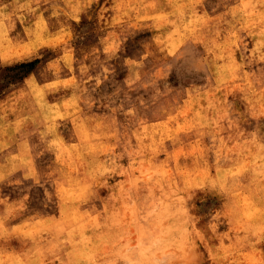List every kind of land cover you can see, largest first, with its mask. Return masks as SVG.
<instances>
[{"label": "rangeland", "instance_id": "1", "mask_svg": "<svg viewBox=\"0 0 264 264\" xmlns=\"http://www.w3.org/2000/svg\"><path fill=\"white\" fill-rule=\"evenodd\" d=\"M0 264H264V0H0Z\"/></svg>", "mask_w": 264, "mask_h": 264}, {"label": "snow or ice", "instance_id": "2", "mask_svg": "<svg viewBox=\"0 0 264 264\" xmlns=\"http://www.w3.org/2000/svg\"><path fill=\"white\" fill-rule=\"evenodd\" d=\"M34 65V64H33Z\"/></svg>", "mask_w": 264, "mask_h": 264}]
</instances>
